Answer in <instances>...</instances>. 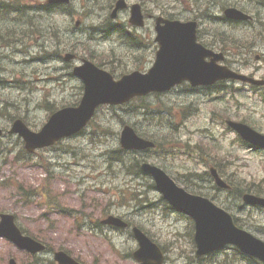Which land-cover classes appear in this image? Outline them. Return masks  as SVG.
Segmentation results:
<instances>
[{
    "label": "rangeland",
    "instance_id": "rangeland-1",
    "mask_svg": "<svg viewBox=\"0 0 264 264\" xmlns=\"http://www.w3.org/2000/svg\"><path fill=\"white\" fill-rule=\"evenodd\" d=\"M110 1L72 0L69 15L48 16L47 21L42 20V28L36 29L28 42L17 47L19 49L0 52V124L4 128L9 129L13 119L23 118L38 130L48 118L46 104L59 108L79 100L81 84L70 73L72 66L79 64L82 58L91 59L120 75L138 67L145 71L152 66L156 47L146 37L143 40L149 45L144 46V50H135L134 44L123 45L100 37L106 33L101 23L107 24L104 22ZM212 1L220 4L213 8ZM4 2L0 0V7ZM128 2L143 3L149 12L157 10V3L168 10L166 16L182 20L199 17L200 34L205 42L214 45L221 39L222 45L218 43V48L231 53L227 59L234 68L252 76L255 73V77L264 80V0ZM209 6L213 15L222 14V6H237L257 19L237 30L238 26L213 22L205 16L201 18ZM121 16L119 23L126 22L128 13L123 12ZM76 20H82L78 28ZM44 25H47L45 36L42 41H36ZM91 26L95 29L89 30ZM148 26L146 34L154 40V26L150 22ZM21 28L31 30L33 27L28 24L20 25L19 30ZM225 32L228 36L222 35ZM28 43L30 49L22 52ZM43 45L48 48L41 54L46 55L45 58L38 56L42 52L37 48ZM54 51L73 52L78 58L67 63ZM136 51L144 54L143 60ZM242 87L246 92L231 101L211 102V96L200 93L183 95L184 88L158 98L150 95L135 104L136 107L139 104L151 107L145 117L129 114L119 107L105 106L98 111L96 123L84 134L62 141L63 144L53 150H41L33 158L23 155L24 146L16 135L4 136L0 139V213H14L18 224L29 235L47 243L49 251L39 255L40 263H48L55 251L64 249L85 264H136L132 253L137 242L129 232L102 234L99 229L95 232L98 220L115 214L142 225L166 247L167 264H198L192 259L190 220L167 207L157 190H149L144 184L147 194L140 197H145V203L136 206L131 189L140 188L142 181L126 177L116 166L109 171L104 163L101 153L106 146L115 147L118 139H110L105 145L97 142L98 135L109 131L120 133L124 120L135 123L142 132L155 135L159 147L157 153L150 154V161L164 167L180 186L185 187L186 183L188 190L209 196L219 206L229 207L232 213L243 218V227L264 239V231L257 228L264 220V213L256 210L239 213L237 202L230 203L224 190H216L214 178L208 174L215 166L233 189H246L251 185L264 192V152L243 146L237 135L223 126L225 118L230 117L264 132V88ZM187 106H190L189 111L185 109ZM153 107H160V127L155 125L158 112H151ZM166 108L170 109V114L167 112L163 116ZM184 111H188L189 118H185ZM227 250V257L220 251L201 263L248 264L239 261L237 257L240 256H235L232 249ZM11 257L19 263L38 264L34 255L0 238V264H8ZM214 261L217 262L212 263Z\"/></svg>",
    "mask_w": 264,
    "mask_h": 264
},
{
    "label": "water",
    "instance_id": "water-1",
    "mask_svg": "<svg viewBox=\"0 0 264 264\" xmlns=\"http://www.w3.org/2000/svg\"><path fill=\"white\" fill-rule=\"evenodd\" d=\"M69 0H52L51 2H68ZM125 7L123 0L117 9ZM237 12L229 10L228 12ZM233 12V13H234ZM241 17L239 13L235 15ZM131 22L143 24L141 7L132 8ZM196 22L182 23L180 21H165V25L158 26V41L160 50L154 66L147 74L136 71L115 81L112 75L96 67L90 61H85L82 67L75 69L85 83V95L78 107L65 108L55 113L40 133H33L18 120L12 132L22 134L30 150L36 147L51 145L62 137L70 136L85 127L95 112L98 104L108 102L119 104L129 101L135 95H144L152 91H165L186 79L193 85H210L218 80L230 77L241 78L232 71L217 64L222 55L214 54L196 41ZM211 57L210 62L205 58ZM244 137L264 144V136L256 133L247 126L230 123ZM2 130L0 128V135ZM122 145L126 148L143 149L154 146L152 142L139 138L134 130L126 126L122 133ZM143 169L151 173L156 179L158 188L175 207L184 211L195 219L197 256L207 254L228 243L236 244L244 252L258 257L264 263V242L252 234L238 228L232 216L217 207L208 198L195 196L179 188L174 181L161 169L150 164H144ZM222 184V183H221ZM225 185V184H224ZM247 202L261 203L264 200L246 196ZM0 225V236H8L23 248L36 253L44 246L30 238L23 237L14 225L11 215H3ZM119 226L126 224L117 217H109L104 221ZM140 242V250L136 252L141 264H162L164 256L161 250L138 228L134 229ZM60 264H78L64 252L56 254ZM11 264H16L11 260Z\"/></svg>",
    "mask_w": 264,
    "mask_h": 264
},
{
    "label": "trees",
    "instance_id": "trees-1",
    "mask_svg": "<svg viewBox=\"0 0 264 264\" xmlns=\"http://www.w3.org/2000/svg\"><path fill=\"white\" fill-rule=\"evenodd\" d=\"M102 155H104L105 159H107V163L109 165H112L114 163H120V165H123L126 167L125 162L120 161L118 159H123V156L125 157V153L120 150V149H114V150H109V151H105V153H103ZM120 161V162H119ZM130 168V172L129 173H133V174H137L140 175L141 170H140V160L138 158H134L130 164H129Z\"/></svg>",
    "mask_w": 264,
    "mask_h": 264
},
{
    "label": "flooded vegetation",
    "instance_id": "flooded-vegetation-1",
    "mask_svg": "<svg viewBox=\"0 0 264 264\" xmlns=\"http://www.w3.org/2000/svg\"><path fill=\"white\" fill-rule=\"evenodd\" d=\"M145 14H146V17H148V16H149V13H147L146 11H145Z\"/></svg>",
    "mask_w": 264,
    "mask_h": 264
}]
</instances>
